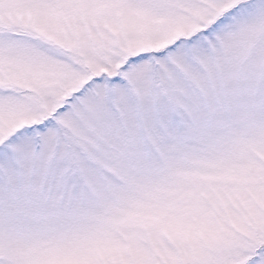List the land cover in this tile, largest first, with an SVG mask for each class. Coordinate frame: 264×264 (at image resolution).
I'll return each mask as SVG.
<instances>
[{
  "label": "snow or ice",
  "instance_id": "6c2138e0",
  "mask_svg": "<svg viewBox=\"0 0 264 264\" xmlns=\"http://www.w3.org/2000/svg\"><path fill=\"white\" fill-rule=\"evenodd\" d=\"M0 264H264V0H0Z\"/></svg>",
  "mask_w": 264,
  "mask_h": 264
}]
</instances>
